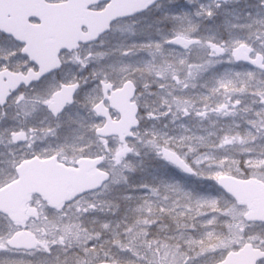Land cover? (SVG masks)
Segmentation results:
<instances>
[{"label": "snow or ice", "instance_id": "snow-or-ice-1", "mask_svg": "<svg viewBox=\"0 0 264 264\" xmlns=\"http://www.w3.org/2000/svg\"><path fill=\"white\" fill-rule=\"evenodd\" d=\"M0 264H264V0H0Z\"/></svg>", "mask_w": 264, "mask_h": 264}, {"label": "rangeland", "instance_id": "rangeland-1", "mask_svg": "<svg viewBox=\"0 0 264 264\" xmlns=\"http://www.w3.org/2000/svg\"><path fill=\"white\" fill-rule=\"evenodd\" d=\"M244 3V0H241V5ZM233 6H235V7H239L240 5H233ZM137 181L139 180V177H136L135 178Z\"/></svg>", "mask_w": 264, "mask_h": 264}, {"label": "flooded vegetation", "instance_id": "flooded-vegetation-1", "mask_svg": "<svg viewBox=\"0 0 264 264\" xmlns=\"http://www.w3.org/2000/svg\"><path fill=\"white\" fill-rule=\"evenodd\" d=\"M163 3L167 4V0H162Z\"/></svg>", "mask_w": 264, "mask_h": 264}, {"label": "clouds", "instance_id": "clouds-1", "mask_svg": "<svg viewBox=\"0 0 264 264\" xmlns=\"http://www.w3.org/2000/svg\"><path fill=\"white\" fill-rule=\"evenodd\" d=\"M133 179H135V178H133Z\"/></svg>", "mask_w": 264, "mask_h": 264}]
</instances>
